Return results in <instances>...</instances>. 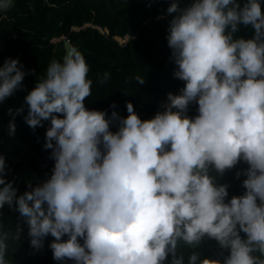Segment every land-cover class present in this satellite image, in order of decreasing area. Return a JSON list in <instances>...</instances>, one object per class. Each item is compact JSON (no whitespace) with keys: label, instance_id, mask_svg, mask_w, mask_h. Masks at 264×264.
<instances>
[{"label":"clouds","instance_id":"9594fccd","mask_svg":"<svg viewBox=\"0 0 264 264\" xmlns=\"http://www.w3.org/2000/svg\"><path fill=\"white\" fill-rule=\"evenodd\" d=\"M12 6L13 0H0V12ZM167 12L177 13L167 38L174 75L186 84L179 94L168 93L165 110L153 118L141 119L128 102L129 115L112 131L116 111L109 117L107 110L85 106L93 81L76 49L53 60L25 98L29 126L50 120L44 147L53 150L55 165L49 179L17 195L0 155V209L7 204L23 217L33 248H42L49 234L54 237L49 247L57 261L165 264L171 255V264H185L176 255L179 243L198 245L207 235L229 254L200 264H264L261 0H245L243 6L239 0H193L184 8L173 0ZM241 24L251 25L254 36L234 38ZM26 74L19 58L5 60L0 102L22 87ZM193 101L195 118L186 114ZM21 112L23 107L9 109L13 116ZM15 130L13 120L9 135ZM241 159L249 165L247 191L226 202L228 187L215 183L209 166L223 173ZM8 237L0 230V264H8ZM198 259L193 253L187 264Z\"/></svg>","mask_w":264,"mask_h":264},{"label":"trees","instance_id":"16d2710c","mask_svg":"<svg viewBox=\"0 0 264 264\" xmlns=\"http://www.w3.org/2000/svg\"><path fill=\"white\" fill-rule=\"evenodd\" d=\"M173 0H13V6L0 12V66L8 58H19L26 70L22 87L0 102V155L5 157L7 180L18 189L17 195L50 178L55 161L52 149L44 147L50 120L32 128L25 121L27 94L45 76L53 60L62 61L66 54L63 37L81 51L89 65L88 77L93 81L91 95L85 106L93 110H107L111 117L116 111L110 129L119 128V118L127 117V103L132 102L141 119H151L164 111L169 102L168 93L179 94L186 82L174 75L176 64L168 44L169 23L177 13L169 14ZM193 0H179L181 8ZM241 6L245 0H239ZM264 10V0H261ZM102 30V31H101ZM255 30L251 25H239L234 38H251ZM120 43L117 38H127ZM58 40V41H56ZM108 73L107 79L104 74ZM136 77L144 80L139 84ZM115 105V108L112 106ZM23 107L13 116L12 109ZM188 116L195 118L198 104H189ZM63 115V114H59ZM15 122L14 135H9V123ZM248 163L240 160L223 173L209 166V173L217 185H227L226 202L233 196L243 195L247 189L243 181ZM237 173H240L237 175ZM21 229L16 236L17 229ZM0 230L9 233L5 259L8 264H75L71 259L57 261L49 247L55 239L50 234L43 247L35 249L30 243L29 225L7 204L0 209ZM240 235L246 238V234ZM62 239H68L65 235ZM81 243H83V238ZM196 253L200 261L208 258L223 261L229 254L219 242L207 235L198 245L181 241L176 255L188 257ZM256 256L260 254L254 253ZM264 259V256H260ZM169 255L165 264H171Z\"/></svg>","mask_w":264,"mask_h":264},{"label":"water","instance_id":"95a60500","mask_svg":"<svg viewBox=\"0 0 264 264\" xmlns=\"http://www.w3.org/2000/svg\"><path fill=\"white\" fill-rule=\"evenodd\" d=\"M59 40H63L64 41L66 53L68 51L73 50V49L78 50V48L75 47L67 37H63V38H61Z\"/></svg>","mask_w":264,"mask_h":264},{"label":"rangeland","instance_id":"374dc122","mask_svg":"<svg viewBox=\"0 0 264 264\" xmlns=\"http://www.w3.org/2000/svg\"><path fill=\"white\" fill-rule=\"evenodd\" d=\"M102 31V30H101ZM118 39V41L120 42V43H125L127 40H128V37L127 38H117ZM56 41H58V40H56ZM169 102H167L166 103V106H167V104H168Z\"/></svg>","mask_w":264,"mask_h":264}]
</instances>
